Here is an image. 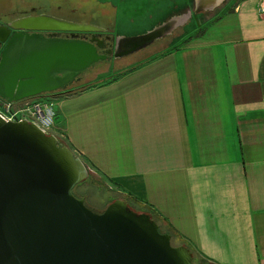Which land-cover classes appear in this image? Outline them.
<instances>
[{
	"label": "crops",
	"instance_id": "1",
	"mask_svg": "<svg viewBox=\"0 0 264 264\" xmlns=\"http://www.w3.org/2000/svg\"><path fill=\"white\" fill-rule=\"evenodd\" d=\"M165 1L155 0L159 12ZM171 1L156 25L192 10L193 0ZM167 47L176 48L112 80L55 94L67 144L110 188L151 209L203 264H264L258 0H230L200 33Z\"/></svg>",
	"mask_w": 264,
	"mask_h": 264
},
{
	"label": "water",
	"instance_id": "2",
	"mask_svg": "<svg viewBox=\"0 0 264 264\" xmlns=\"http://www.w3.org/2000/svg\"><path fill=\"white\" fill-rule=\"evenodd\" d=\"M222 1L193 0L191 11L134 36H115L102 26L48 13L17 17L0 25V43L6 41L0 96L13 102L70 91L66 87L98 60L134 53ZM43 32L50 36L37 39ZM58 32L71 38H50ZM80 32L92 35L80 38ZM103 33L111 46L101 53ZM17 40L28 47L12 57L7 51ZM87 176L82 159L56 135L24 118L0 115V264H193L186 243L172 244L173 234L161 231L149 212L116 197L95 210L85 200L91 190L74 194Z\"/></svg>",
	"mask_w": 264,
	"mask_h": 264
},
{
	"label": "rangeland",
	"instance_id": "3",
	"mask_svg": "<svg viewBox=\"0 0 264 264\" xmlns=\"http://www.w3.org/2000/svg\"><path fill=\"white\" fill-rule=\"evenodd\" d=\"M163 1L165 0H161V2ZM229 1L220 4L212 11L197 13L196 17L191 16L183 27L179 26L171 34L163 37L164 39H158L134 53L123 56L125 59L122 58V62H116L119 65L115 64L116 66H114L109 58L98 60L83 72L84 77L87 73L86 78L88 80L83 81L84 78H82L80 80L81 84H76L75 87L79 88L78 86L83 85V82L98 84L112 80L131 65H134L137 58L141 59L146 55H148L145 57L146 59L151 58L168 48H176L167 46L180 45L191 35L200 33L207 19L213 18L224 7L226 8ZM147 2H150V4H147ZM154 2L155 0H0V22L8 21L14 16L23 14L24 11L34 14L48 13L68 20L102 26L115 36H134L153 29L156 23L162 20L161 18L165 17L167 13H171L175 7L171 3L172 1L168 0L167 3L160 4L159 10L161 11L159 12ZM185 2L188 4L189 0ZM180 6L181 4L178 5V7ZM15 11H18L17 15ZM133 62L134 64H132ZM101 67L102 70H97ZM88 73L90 74L88 75ZM55 97V94H50L38 100L55 101ZM53 109L50 110L51 113L47 118L43 120V124L48 132L53 133L61 141L67 143L62 120ZM108 185L109 181H106L90 167L86 181L76 184L73 192L77 196H83L84 193L91 190L85 196L86 203L95 210H102L107 206L108 201L113 200L115 197L120 198V194ZM173 241L176 243L174 239ZM194 264H196L195 259Z\"/></svg>",
	"mask_w": 264,
	"mask_h": 264
},
{
	"label": "built area",
	"instance_id": "4",
	"mask_svg": "<svg viewBox=\"0 0 264 264\" xmlns=\"http://www.w3.org/2000/svg\"><path fill=\"white\" fill-rule=\"evenodd\" d=\"M258 11L264 14V0H258ZM38 99L40 98L24 101L17 105L5 101V105L0 106V115L4 119L12 121L22 120L24 118L47 131L43 120L51 113L50 110L53 109L54 102H45Z\"/></svg>",
	"mask_w": 264,
	"mask_h": 264
},
{
	"label": "flooded vegetation",
	"instance_id": "5",
	"mask_svg": "<svg viewBox=\"0 0 264 264\" xmlns=\"http://www.w3.org/2000/svg\"><path fill=\"white\" fill-rule=\"evenodd\" d=\"M15 13H16V15H17V14H18V11H15ZM203 13H204V12H203ZM205 13H206V12H205ZM29 14H34V13H29V12L24 11L23 14H21V15H17V16H14V17H12L11 19H9L8 21L0 22V25H2V26L7 25L8 22L14 20L15 18H17V17H21V16H24V15H29ZM13 33H14V30L11 29L10 32H9L8 37H9L11 34H13ZM107 33H108V32H107ZM109 33H110V32H109ZM48 34H49V33H47V32H43V33H41V35H39V37H38L37 39H39V38L42 39V38H46V37L50 36V35H48ZM47 35H48V36H47ZM91 35H92V34H91L90 32H80V33H78V36H79L80 38H85V39H90ZM106 35H107L106 33H103V34L100 35V37H101V38H104V41H105V47H104V48H101V49H98V51L101 52V53L104 52V50H106L107 48H109V47L111 46V41H110L109 39L105 38ZM96 36H97V35H96ZM50 38H55V39H57V38H71V36H70V33H69V32H58V33H56L55 35H53L52 37H50ZM40 39H39V40H40ZM5 45H6V41L0 43V60H1V53H2L3 50L5 49ZM20 47H28V46H23L22 44H20V42L18 43V40H17L16 42H14L13 44L10 45V47L8 48L7 53H8L10 56L15 57V56L21 51V48H20ZM122 58H123V57H121V58H117V59H114V58L112 57L111 54L109 55V59H111V62H113L114 66L119 65L118 63L122 62V61H121ZM123 59H125V58H123ZM116 62H118V63H116ZM115 64H116V65H115ZM101 68H102V67H101ZM97 69H100V68H97ZM86 74H87V73H86ZM82 78L85 79V77L83 76V74H81V75L79 76V80L74 79V80L68 85L69 87H66V88H70V87H72V88H77V87H75V85H76V84H81V81H80V80H81ZM83 81H84V80H83ZM86 83H88V82H83V85L86 84ZM78 87H80V86H78ZM66 90H67V89H63L62 91H61V90H58V92L56 91V92L52 93V95L57 94V93H60V92H63V91H66ZM44 96H46V94H44V95H43V94H39V95H36V96L26 97V98H23V99H21V100L13 101L12 104H16V105H17V104H19V103H21V102L29 101V100H32V99H35V98H42V97H44ZM5 101H6V100L0 96V106H4V105H5Z\"/></svg>",
	"mask_w": 264,
	"mask_h": 264
},
{
	"label": "trees",
	"instance_id": "6",
	"mask_svg": "<svg viewBox=\"0 0 264 264\" xmlns=\"http://www.w3.org/2000/svg\"><path fill=\"white\" fill-rule=\"evenodd\" d=\"M162 39H164V38H162ZM161 46H163V45H161ZM148 55H146V56H144V57H142L141 59H139V58H137L136 60L138 61V60H144V59H146L145 57H147ZM135 60V61H136ZM103 68H100V69H97V70H102ZM96 70V71H97ZM90 73H88V75H89ZM86 77H87V74L85 75ZM85 77V79H84V81H86V80H88L87 78ZM93 84H95L94 82H88V83H86L85 85H83V86H86V85H88V86H90V85H93ZM82 86V87H83ZM82 87H80V88H82ZM60 140V139H59ZM61 141V140H60ZM62 143H64L63 141H61ZM64 144H66L67 145V143L65 142ZM120 198H122V199H124L125 201H127V203H128V205L132 208V209H134V210H136V211H144V212H149L151 215H152V218L153 219H155L156 220V222L158 223V225H159V228H160V230L161 231H164V232H168V233H170L171 235H172V233H171V231L169 230V229H167L163 224H162V222H161V220L154 214V212L151 210V209H148L146 206H141V204H139V203H136L135 201H133V200H130V199H128L127 197H123L122 195H120ZM173 235H172V244H174V245H178V244H180V242L178 241V240H175L176 241V243L173 241ZM191 250V249H190ZM192 252V251H191ZM192 255H193V264H194V259L196 260V264H203L200 260H197L196 259V257L194 256V253L192 252Z\"/></svg>",
	"mask_w": 264,
	"mask_h": 264
}]
</instances>
